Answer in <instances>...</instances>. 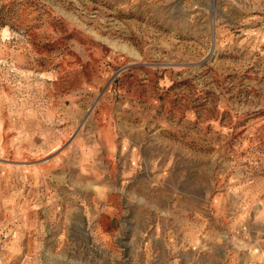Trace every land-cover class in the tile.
Listing matches in <instances>:
<instances>
[{
	"label": "rangeland",
	"instance_id": "rangeland-1",
	"mask_svg": "<svg viewBox=\"0 0 264 264\" xmlns=\"http://www.w3.org/2000/svg\"><path fill=\"white\" fill-rule=\"evenodd\" d=\"M0 264H264V0H0Z\"/></svg>",
	"mask_w": 264,
	"mask_h": 264
},
{
	"label": "crops",
	"instance_id": "crops-1",
	"mask_svg": "<svg viewBox=\"0 0 264 264\" xmlns=\"http://www.w3.org/2000/svg\"><path fill=\"white\" fill-rule=\"evenodd\" d=\"M108 148L109 149H112V146L111 145H109L108 146ZM109 154H111V152H110V150H109ZM136 158H134V160H135V162H134V164H136L137 162V156H135ZM130 164L132 165V162H130ZM108 165H110V167H111V169L113 168V165L111 164V163H108ZM126 170H129L127 167H126ZM112 198V197H111ZM111 200V204H110V206L108 207L111 211H114V209H115V204L114 203H116V200L114 199V198H112V199H110ZM113 202V203H112Z\"/></svg>",
	"mask_w": 264,
	"mask_h": 264
}]
</instances>
